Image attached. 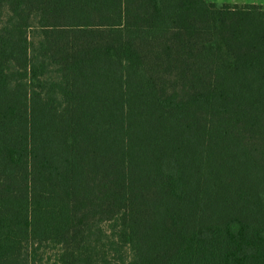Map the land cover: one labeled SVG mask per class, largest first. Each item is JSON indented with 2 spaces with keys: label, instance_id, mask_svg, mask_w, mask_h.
Wrapping results in <instances>:
<instances>
[{
  "label": "trees",
  "instance_id": "16d2710c",
  "mask_svg": "<svg viewBox=\"0 0 264 264\" xmlns=\"http://www.w3.org/2000/svg\"><path fill=\"white\" fill-rule=\"evenodd\" d=\"M264 264V7L0 0V264Z\"/></svg>",
  "mask_w": 264,
  "mask_h": 264
},
{
  "label": "crops",
  "instance_id": "0c3cea01",
  "mask_svg": "<svg viewBox=\"0 0 264 264\" xmlns=\"http://www.w3.org/2000/svg\"><path fill=\"white\" fill-rule=\"evenodd\" d=\"M211 1L216 2L217 4H224V3L238 4V5L257 4L264 7V0H211Z\"/></svg>",
  "mask_w": 264,
  "mask_h": 264
},
{
  "label": "rangeland",
  "instance_id": "374dc122",
  "mask_svg": "<svg viewBox=\"0 0 264 264\" xmlns=\"http://www.w3.org/2000/svg\"><path fill=\"white\" fill-rule=\"evenodd\" d=\"M57 259L56 249L49 248L44 255V259L39 264H55Z\"/></svg>",
  "mask_w": 264,
  "mask_h": 264
}]
</instances>
